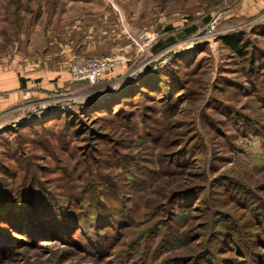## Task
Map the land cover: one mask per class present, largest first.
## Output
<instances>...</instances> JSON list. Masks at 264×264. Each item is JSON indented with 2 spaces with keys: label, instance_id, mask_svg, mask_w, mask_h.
I'll use <instances>...</instances> for the list:
<instances>
[{
  "label": "rangeland",
  "instance_id": "374dc122",
  "mask_svg": "<svg viewBox=\"0 0 264 264\" xmlns=\"http://www.w3.org/2000/svg\"><path fill=\"white\" fill-rule=\"evenodd\" d=\"M263 30L264 0H0V264H264Z\"/></svg>",
  "mask_w": 264,
  "mask_h": 264
},
{
  "label": "built area",
  "instance_id": "2783aa9c",
  "mask_svg": "<svg viewBox=\"0 0 264 264\" xmlns=\"http://www.w3.org/2000/svg\"><path fill=\"white\" fill-rule=\"evenodd\" d=\"M112 67H114L113 64L106 59L92 60L88 62V70L79 69L77 75L82 80L95 83L97 79L102 77Z\"/></svg>",
  "mask_w": 264,
  "mask_h": 264
},
{
  "label": "crops",
  "instance_id": "0c3cea01",
  "mask_svg": "<svg viewBox=\"0 0 264 264\" xmlns=\"http://www.w3.org/2000/svg\"><path fill=\"white\" fill-rule=\"evenodd\" d=\"M5 78H6V74L0 72V112L2 111V109L7 107V105H8L7 104L8 100H6V97L4 96L5 94H7L8 92L10 94L20 93L19 79L13 80L12 81L13 86L9 87L5 81Z\"/></svg>",
  "mask_w": 264,
  "mask_h": 264
},
{
  "label": "trees",
  "instance_id": "16d2710c",
  "mask_svg": "<svg viewBox=\"0 0 264 264\" xmlns=\"http://www.w3.org/2000/svg\"><path fill=\"white\" fill-rule=\"evenodd\" d=\"M187 31H188L187 32L188 34H190L192 32L191 30H187ZM262 32H263L262 35L264 36V30ZM235 39H236L235 37L231 38V39H228V38L225 39L226 40V44L228 45V47L231 48L235 52H238V53H240L242 55H246L245 46L241 47V44H240L241 42H238V40H235ZM105 102H106V100H105ZM105 102L100 103V105L101 104L103 105Z\"/></svg>",
  "mask_w": 264,
  "mask_h": 264
},
{
  "label": "water",
  "instance_id": "95a60500",
  "mask_svg": "<svg viewBox=\"0 0 264 264\" xmlns=\"http://www.w3.org/2000/svg\"><path fill=\"white\" fill-rule=\"evenodd\" d=\"M1 131V130H0Z\"/></svg>",
  "mask_w": 264,
  "mask_h": 264
}]
</instances>
